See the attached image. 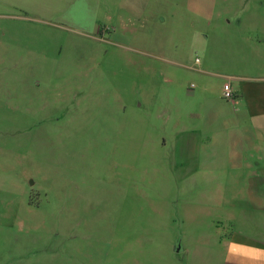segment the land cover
<instances>
[{
    "label": "rangeland",
    "instance_id": "374dc122",
    "mask_svg": "<svg viewBox=\"0 0 264 264\" xmlns=\"http://www.w3.org/2000/svg\"><path fill=\"white\" fill-rule=\"evenodd\" d=\"M9 1L0 37L31 60L0 61V264L40 249L58 256L47 264H186L173 250L188 230L219 235L205 264H227L229 245L238 264L259 259L264 210L250 205L246 164L214 225L174 216L167 120L225 101L222 73L250 60L235 15L264 0H145L138 16L120 0Z\"/></svg>",
    "mask_w": 264,
    "mask_h": 264
},
{
    "label": "crops",
    "instance_id": "0c3cea01",
    "mask_svg": "<svg viewBox=\"0 0 264 264\" xmlns=\"http://www.w3.org/2000/svg\"><path fill=\"white\" fill-rule=\"evenodd\" d=\"M83 1L87 3L88 0ZM120 1L138 16L137 3L145 0ZM188 1L191 3V0ZM10 5L9 0H0V16L8 15ZM235 18L238 21L237 26L246 29L243 41L248 47L251 61L248 59L243 72L222 73L228 77L224 82L230 83L233 96L225 98L222 104L212 106L206 119H200V109L191 107L187 108L184 121L167 120L168 127L173 129L172 140L177 144L179 159V164L173 171L178 178L175 197L178 203L174 204V216L188 227L201 223L214 225L218 217L216 213L224 203L225 182L230 183L232 177L240 175L245 164L246 174L250 176V205L264 210V9L262 12L252 9L244 16L235 15ZM161 19L162 22L166 21V15H161ZM4 31L13 32L11 29ZM14 46L16 45L7 43L3 36L0 37V61L10 58L31 60L26 52L24 56L22 51L17 54L13 52L11 55L7 53ZM167 59L177 61L170 57ZM235 64L241 65L240 62ZM196 70L201 73L213 72L206 68ZM201 90L202 85L188 94L193 96ZM217 95L221 100L223 87ZM167 114L169 111L166 116ZM170 117L169 114L168 118ZM159 138L165 141L167 135L160 134ZM225 163L230 167H225ZM218 236L207 231L188 230L186 236L184 235L185 242L180 243L173 252L182 249L186 264H205L209 251H212L211 254L217 252ZM32 253L28 255L31 256ZM226 253L224 260L226 259L227 264H238L239 257L237 253L234 254L230 245ZM253 253L260 257L253 264H264V250H255ZM34 254L39 255L37 261L32 263L31 260H26L24 264H47L49 255H53L56 261L58 258L55 251L47 249H40ZM172 256H175L173 264H180L176 255Z\"/></svg>",
    "mask_w": 264,
    "mask_h": 264
},
{
    "label": "built area",
    "instance_id": "2783aa9c",
    "mask_svg": "<svg viewBox=\"0 0 264 264\" xmlns=\"http://www.w3.org/2000/svg\"><path fill=\"white\" fill-rule=\"evenodd\" d=\"M233 96V91L229 82L223 83V97L224 98H231Z\"/></svg>",
    "mask_w": 264,
    "mask_h": 264
}]
</instances>
